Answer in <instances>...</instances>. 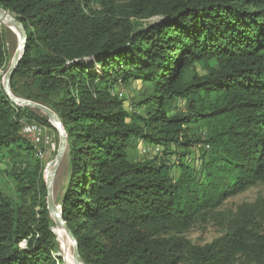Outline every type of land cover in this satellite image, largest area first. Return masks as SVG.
Here are the masks:
<instances>
[{"label": "trees", "instance_id": "1", "mask_svg": "<svg viewBox=\"0 0 264 264\" xmlns=\"http://www.w3.org/2000/svg\"><path fill=\"white\" fill-rule=\"evenodd\" d=\"M0 8L26 33L12 93L54 111L65 129L59 205L84 264H264V236L244 220L205 246L183 236L264 184V0H0ZM7 64L0 22V71ZM119 81L146 88L135 110ZM23 122L53 128L0 81V162L13 166L16 192L14 200L0 184V264H56L44 165Z\"/></svg>", "mask_w": 264, "mask_h": 264}, {"label": "rangeland", "instance_id": "2", "mask_svg": "<svg viewBox=\"0 0 264 264\" xmlns=\"http://www.w3.org/2000/svg\"><path fill=\"white\" fill-rule=\"evenodd\" d=\"M156 21L157 19H153L150 22L155 23ZM3 25L8 52V64L4 70L0 71V81L2 84L4 77L14 63L18 52V35L16 29L9 24ZM96 71H100V69L97 68ZM117 86L116 91L120 93V98L124 100L125 107L128 111L135 110L137 101H139L141 96L146 93L144 85L139 82L123 84L119 81ZM38 113L41 116H45L41 112ZM41 125L44 128L41 142L33 150L35 157L44 165L43 172L47 178L49 167L57 156L61 138L58 129L54 126L53 128H50L44 124ZM139 150L144 152L142 144H140ZM195 152H198V148H196ZM68 162L69 158L66 153L59 168L57 170L53 168L49 171L53 175V182L51 184L52 199L58 210H60L59 200L61 199L68 183ZM7 163L8 161L0 162V171L3 172L0 173V184L5 191V195L16 200L15 186L11 177L8 175V172L13 171V166L11 163L6 165ZM50 218L54 222L53 232L57 236V250L52 253L56 264H76L74 259L73 242L60 227L52 212H50ZM236 219L248 222L259 235L264 236V184L253 187L242 194L232 197L221 208L211 213L206 220H200L183 236L193 245L205 246L224 236ZM243 259L246 260L247 258L243 257Z\"/></svg>", "mask_w": 264, "mask_h": 264}, {"label": "water", "instance_id": "3", "mask_svg": "<svg viewBox=\"0 0 264 264\" xmlns=\"http://www.w3.org/2000/svg\"><path fill=\"white\" fill-rule=\"evenodd\" d=\"M0 22L2 24H9V25L13 26L16 29L17 35H18L17 56H16L14 63L12 64L11 68L7 72L6 76L4 77V81H3V87H4V91H5L6 95L10 98V100L12 102H14L18 105L27 106L33 110H36L38 112L43 113L45 116H47V118L49 119L52 126L57 128L59 131L60 138H61L60 147H59V150H58V153H57L55 160L53 161V163L49 167L48 177H47V195H48L49 211L54 214V216H55L58 224L60 225V227L65 231L67 236L73 242L75 263L76 264H84L82 257L80 255V249H79L78 241L75 238L72 231L67 226L61 211L58 210V208L55 206L53 199H52V194H51V184L53 182V175L49 171L53 168L56 170L59 168L65 154L67 153V149H68V142H67V136L65 133V129L63 127V124H62L60 118L58 117V115L55 112H53L52 110H50L49 108H47L41 104L16 97L12 93L11 82H12L13 76H14L15 72L17 71V69L21 63V60L25 54L26 33H25V29L22 26V24L10 12L5 11L1 8H0Z\"/></svg>", "mask_w": 264, "mask_h": 264}, {"label": "built area", "instance_id": "4", "mask_svg": "<svg viewBox=\"0 0 264 264\" xmlns=\"http://www.w3.org/2000/svg\"><path fill=\"white\" fill-rule=\"evenodd\" d=\"M43 126L39 124L38 122H23V128L21 131V134L23 137L27 138L31 141L34 148L38 146V144L41 142V136L43 133ZM208 148V147H207ZM160 152L159 149L156 150V153ZM39 154V152H38ZM26 242H24L21 247L25 248Z\"/></svg>", "mask_w": 264, "mask_h": 264}]
</instances>
